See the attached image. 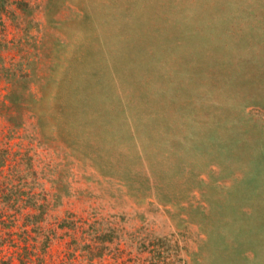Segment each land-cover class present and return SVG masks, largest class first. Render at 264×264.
I'll use <instances>...</instances> for the list:
<instances>
[{"label":"rangeland","instance_id":"1","mask_svg":"<svg viewBox=\"0 0 264 264\" xmlns=\"http://www.w3.org/2000/svg\"><path fill=\"white\" fill-rule=\"evenodd\" d=\"M0 264H264V0H0Z\"/></svg>","mask_w":264,"mask_h":264}]
</instances>
